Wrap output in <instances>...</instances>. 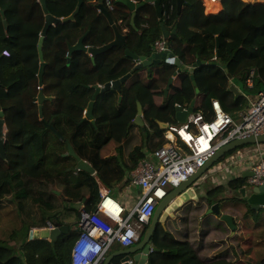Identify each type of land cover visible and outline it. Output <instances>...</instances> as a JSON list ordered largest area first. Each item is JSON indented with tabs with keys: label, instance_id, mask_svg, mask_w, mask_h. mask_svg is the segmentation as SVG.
I'll return each instance as SVG.
<instances>
[{
	"label": "trees",
	"instance_id": "obj_1",
	"mask_svg": "<svg viewBox=\"0 0 264 264\" xmlns=\"http://www.w3.org/2000/svg\"><path fill=\"white\" fill-rule=\"evenodd\" d=\"M136 1L144 6L137 10L133 24L132 12L114 1L112 16L126 36V43L99 54L95 63L83 50L68 57L70 46L81 37L88 47H101L115 39V31L98 11L96 1L84 0L74 20L50 27L43 45L47 64L42 89L47 100L41 119L36 102L41 90L38 43L45 12L39 0H0V102L6 109L7 123V158H0V264H71L77 230L50 240L30 239L31 229L47 227L48 222L70 227L78 223L81 211L66 208L64 202L84 201V209L94 211L100 199L98 180L109 189L117 188L142 159L169 143L167 130L159 122L180 126L177 105L188 108L195 100L194 113H201L210 122L215 117L214 100L236 117L238 111L249 106L247 94L255 96L264 90V4L222 0V10L208 14L201 0H186L190 5L177 14L175 0H166L160 19L154 5ZM78 2L47 0V5L52 15L63 18L75 11ZM171 7L177 15L173 25L179 27L168 41L171 51L184 65L176 77V86L165 94L170 78L178 70L174 61L155 64L151 72L147 68L139 69L122 84L120 92L111 89L97 96L93 109L95 124L85 119L95 86L119 79L134 68V60L125 55L126 49L140 56L152 54L155 42L162 36L160 23L164 21L170 30L167 14ZM198 61L201 64L194 68ZM116 63L118 66L114 67ZM252 70L255 74L250 86L247 79ZM231 81L241 85L246 95L236 94ZM159 97L165 100L158 102ZM138 101L143 106L145 129L134 122ZM48 125L54 126L64 140ZM48 133L53 136L51 141ZM69 144L92 164L95 174L74 171L77 160L68 153ZM125 144L130 145L127 152ZM247 146L250 145L227 155ZM125 153L129 160L126 166L123 165ZM53 156L57 157L56 161L51 159ZM244 185V180L230 182L234 190ZM223 188L210 190L204 197L206 203L199 200L184 211L195 220L191 227L201 224L196 218L207 226L211 222V227L227 225L220 215L215 214L218 219L214 220L207 214L214 197ZM242 224L236 223L234 236H230V229L224 238L214 236V244L227 245L211 259L202 253L207 230L197 245L196 237L190 235V226L183 240L159 226L153 236L158 250L150 256L148 264H254L243 251L244 242L239 238L243 231H249L251 226L255 228V223ZM259 234L264 239V231ZM236 241L238 244H234ZM239 246L243 253L241 259L237 255V261L234 256ZM258 264H264L261 250Z\"/></svg>",
	"mask_w": 264,
	"mask_h": 264
},
{
	"label": "built area",
	"instance_id": "obj_2",
	"mask_svg": "<svg viewBox=\"0 0 264 264\" xmlns=\"http://www.w3.org/2000/svg\"><path fill=\"white\" fill-rule=\"evenodd\" d=\"M114 1L104 0V4L109 10H114ZM201 2L206 10L209 7L207 3L218 4L222 0ZM256 3L264 4V0H256ZM154 49L159 53L170 52L168 39H158ZM4 54L9 55V52L4 51ZM177 58L174 55L169 61ZM213 59H217V55ZM254 74L252 70L247 79L249 84L253 83ZM213 109L215 117L210 122L198 112L190 114L180 126L170 125L166 133L169 143L139 162L131 180L141 187L142 195L132 207L122 204L112 195L111 189L99 183L97 208L94 211H87L84 207L80 209L81 216L76 227L78 235L70 253L71 264H105L108 252L115 243L124 248L137 244L151 223L157 205L171 190L203 167L223 145L235 139L264 134V90L255 96L247 109L238 111L236 117L224 110L218 100L213 101ZM196 116L200 117L201 123ZM191 125H195L197 130L191 131ZM182 130L187 131L194 141L184 137ZM206 133L207 137H204ZM178 138L187 144L188 150L178 144ZM252 171L250 184L264 185V158L254 165ZM55 226L48 222L47 228ZM37 229L41 228L31 229V238Z\"/></svg>",
	"mask_w": 264,
	"mask_h": 264
},
{
	"label": "water",
	"instance_id": "obj_3",
	"mask_svg": "<svg viewBox=\"0 0 264 264\" xmlns=\"http://www.w3.org/2000/svg\"><path fill=\"white\" fill-rule=\"evenodd\" d=\"M43 10L45 12V25L38 43V50L40 54V68H39V85L40 88H42L44 81V72L46 67V62L44 59V51H43V45L44 41L47 35L48 30L53 25H59L64 22L72 21L75 19L76 15L80 11V7L83 5V0H79L78 6L75 9V11L63 18L56 17L52 15L49 12L47 0H39ZM116 3L119 5H122L123 7H126L130 12H132V23L134 22L137 10L144 6V4L138 3L136 0H115ZM166 0H144L145 3H151L154 5L157 15L160 19L163 18L164 15V4ZM170 1V0H169ZM176 8H177V14H181L183 11V8L185 6L190 5L189 2L186 0H175ZM97 9L101 14H103L106 19L108 20L109 24L113 27L115 31V39L105 44L101 47H88L84 44L83 39L84 37H81L78 42L70 46L69 48V59L71 58V55L77 51V50H83L85 52H89L92 57V61L95 62L96 56L109 50L110 48L114 46H124L126 43V36L119 30L118 25L115 23L114 18L112 16V12L106 7L104 4V0H101L99 4H97ZM4 25L7 28V21L4 20ZM162 35L165 38H169L171 32L166 28L164 21L160 23ZM179 25L176 24V26L173 29V33H177ZM220 50H219V40H218V51L217 55L220 56ZM125 55L128 58L133 59L136 63L134 68L131 72L127 73L126 75L120 77L119 79L112 80L110 82H107L105 85H96L95 86V93L93 95V100L89 103L88 108L85 111V119H90L95 124L93 109L94 104L97 96L101 92H106L111 89H116L119 92L121 91L122 84L128 81L133 73L139 69L147 68L149 72L152 70L153 65H159L163 62L169 61V58H173L174 54L172 52H155L154 46H153V52L150 56H140L136 53L131 52L129 49L125 50ZM177 66L178 70L176 73L170 78L169 83L165 89V94L167 95L169 93V89L174 83L175 77L184 69L183 63L179 59H175L174 61ZM201 64L200 61H198L196 64H194V68L199 66ZM192 78H195L194 75H192ZM232 89L238 94V91L232 87ZM197 93H199V90L197 89ZM47 100V97L44 94V91L41 89L38 97L36 99L37 103L39 104V112H40V118H43V104ZM121 100V98H120ZM196 101H192L190 106L188 108H185L182 105H177V119L179 123H185L188 120V117L190 114L194 113ZM5 107L1 105L0 102V158L6 159L7 158V151H6V117H5ZM135 124L142 126L143 129H145V121L143 119V106L141 102H137V117L134 120ZM161 128L163 130H168L170 124L165 122H159ZM49 128L53 130L55 135L61 140H64V137L60 134L58 130L54 128L52 125H48ZM248 144H264V134L258 135V136H249L246 138L241 139H235L225 145H223L214 155L209 159V161L201 167L198 171H196L190 178L183 181L180 185H178L176 188L171 190L166 197H164L159 204L156 207V210L154 212V215L152 217L151 223L146 228L145 233L142 236V239L137 244L124 248L121 250H118L116 252L110 253L105 261V264H148V261L150 259V256L158 250V248L154 245L153 236L158 229L159 226H166V223L170 219H176L178 218L187 208L192 206L195 202H198L200 198L197 195L196 189L192 186L194 183L198 181L217 161L222 159L226 154L229 152L237 149L238 147L248 145ZM68 153L73 155L75 159L77 160V166L74 168L75 171L79 170H85L88 171L91 174L95 173V169L91 166V164L83 159L78 153H76L75 149L71 144L68 145ZM253 175V171L252 174ZM251 194H249L246 197V202L248 203L249 207L252 210H256L260 207L264 208V185L260 186H253L251 188ZM242 192L245 193L244 196H246V188H242ZM260 203H262V206H260ZM64 205L66 208H74L77 210H80L83 205L84 201L82 202H64ZM220 215L221 219L227 223L229 228L232 230L231 235H235L237 230V225L235 223V218L231 214L228 213H222L220 204L218 202L214 203L210 209H208L207 214H213ZM71 232L70 226L62 223H56L55 228L48 229V228H42L37 229V231L34 233L33 238H47L50 240L57 239L58 237L64 235H67ZM32 238V239H33Z\"/></svg>",
	"mask_w": 264,
	"mask_h": 264
},
{
	"label": "crops",
	"instance_id": "obj_4",
	"mask_svg": "<svg viewBox=\"0 0 264 264\" xmlns=\"http://www.w3.org/2000/svg\"><path fill=\"white\" fill-rule=\"evenodd\" d=\"M92 1L93 2L96 1V7H97V4H99L101 2V0H92ZM242 1L251 3L253 5L257 4L256 0H242ZM171 2H174V0H172ZM83 3H84V0H83ZM208 6L209 7H207L206 9L207 10L209 9V11H211V13L215 12V11L217 13V12L221 11L223 8L222 2H220L218 4H216V3L211 4ZM124 8L125 7H123V9ZM207 10H206V12H207ZM176 20H177V15L175 13V9L171 7L169 9L168 14H167V26L169 27V29H170L169 31L171 32V34L173 33V31H172L174 29L173 24L176 22ZM160 33H162V30ZM171 34H170V37H171ZM162 37H164V36L162 35L161 38ZM169 38H167V39H169ZM170 52H172L171 48H170ZM136 63L137 62L134 61V65H136ZM117 66H118V63L114 64V67H117ZM176 77H175L174 83L171 86V88L169 89V91H171L176 86V84H175ZM231 84H232V87H234L238 91V95L239 94L246 95V93L242 89L243 87L241 85L235 83L234 81H231ZM247 84L250 86L253 85V83L249 84L248 81H247ZM255 96H251L248 94L246 95V97L248 98V101H249V106L254 101ZM163 99L165 100V97H159L157 101L160 102ZM247 108H245V109H247ZM190 130L194 132L197 130V127L195 125H191ZM178 144L181 145L182 147H184L186 150H188L187 144L183 140H181L180 138H178ZM248 145H250V146H247L243 149H240L233 154H230V155L226 154L225 157H223L222 159L217 161L192 186L196 189L197 195L200 198V200H202L205 203H206V201L204 200L205 199L204 197L207 195V193L210 190H212L218 186H223L224 187L223 192L218 194L216 197H214V199H213L214 203L218 202L220 204V208H221L222 213H228V214H231L232 216H234L237 224H240V223L245 224L246 222H248V223L254 222L255 228H253L251 226L249 233L251 235H253V237L256 238L257 242H260V247H263L264 242H262L261 236L259 237V235H260L259 233L264 231V208L260 207L256 210H252L249 207L248 203L246 202V197L249 194H251V192H252L251 188L254 186V185H251L249 182V178L252 174V169H253L254 165L258 161H260L261 158H264V144H248ZM124 150L126 152L128 150H130V145L125 144ZM126 155L127 154L125 153L123 156V158H124L123 165L124 166H126L127 163H129L128 157L126 158ZM91 166H92V164H91ZM75 172H77V171H75ZM131 175H132V172L128 173V175L125 177L124 181L119 183L117 188L111 189L112 195L127 207H132L133 205H135L136 202L139 200V198L142 195L141 187L132 182V180H131L132 176ZM234 179L244 180L245 185L242 186L241 188L236 189V190L231 189L230 182ZM98 182L102 183L99 180H98ZM242 188H246V196H244L245 193L242 192ZM195 203H197V202H195ZM260 206H262V203H260ZM211 215L213 216L214 220L218 219V217H216L215 213H213ZM170 220H172V219H170ZM170 220L167 221V224L169 223ZM210 224H211V222H209V226L206 227L207 233L203 237L202 253L211 259L216 255L218 250H220L221 248H223L224 246L227 245V243L224 245L223 242H219L218 245L214 244L213 242H214V240H216V239H214V236H216V237L220 236V237L224 238V234L230 228L226 224H222V223L218 224L216 227L215 226L211 227ZM76 227H77V222L72 227H70L71 231H72V229L77 230ZM244 228L246 229V225H244ZM189 231H190L191 237H193V238L195 237V234L199 233L198 228H194V227H191V230H189ZM230 231L232 232L231 229H230ZM247 231H243V233L240 234L239 239L241 241L245 240V236L248 234ZM230 236H234V235H231V233H230ZM30 239H32L31 236H30ZM234 244H238V242L236 241V242H234ZM117 245H119V244H117ZM240 248H242V247L239 246V248H238L239 251L237 249L238 252L234 256L235 260H237V255H238L239 259L242 258L241 256H242L243 252ZM248 248L244 249V247H243V251L246 253V255L248 257H250L252 252H248ZM121 249H124L121 245H119L118 247H116V245H114L113 250L110 252L113 253V252H116V251L121 250ZM110 252H108V255L110 254Z\"/></svg>",
	"mask_w": 264,
	"mask_h": 264
},
{
	"label": "rangeland",
	"instance_id": "obj_5",
	"mask_svg": "<svg viewBox=\"0 0 264 264\" xmlns=\"http://www.w3.org/2000/svg\"><path fill=\"white\" fill-rule=\"evenodd\" d=\"M206 13L210 14L211 11H209V9H208ZM212 13H216V11L215 12H212ZM237 120L240 121V119H237ZM6 131H7V128H6ZM48 136H49V138H48L49 141H51V139H53L52 138L53 136L50 133H48ZM51 159L54 160V161H56L57 160V157L53 156ZM60 161L61 160H58L57 162H60ZM52 166L53 165H50V168H52ZM187 214L183 212L179 216V218L170 220L168 224L166 223V226L164 227V229H167V230L171 231L173 233V235L176 238L180 239V240H183L184 238H187L186 233H188L187 230H189V226L191 227L192 224L193 225L195 224V220H193L192 216H190V215L186 216ZM188 217H189V219H187ZM196 221L198 223H201V224H198V226L196 227V228H198L199 233L198 234H195V237H196L195 243L197 245H200V243H201V236L203 234H205V232L207 230L206 229L207 223L206 222L199 221L198 218H196ZM72 231H74V229H72ZM247 233L248 234L245 236V240H243V242H244L243 243V247H244V249L250 247L249 249L251 250L252 253H251V256H250V259L249 260H251L254 264H258V262H259V251L261 250V251L264 252V245H263V247H260V242H257L256 241V238L253 237V235H251L249 233V231H247ZM21 236H23V235H21ZM262 242H264V239H262ZM117 244L118 243H115L114 245H116V247H118L120 244L119 245H117ZM114 245L109 250V252L113 250Z\"/></svg>",
	"mask_w": 264,
	"mask_h": 264
},
{
	"label": "bare ground",
	"instance_id": "obj_6",
	"mask_svg": "<svg viewBox=\"0 0 264 264\" xmlns=\"http://www.w3.org/2000/svg\"><path fill=\"white\" fill-rule=\"evenodd\" d=\"M208 5H211V3H207ZM214 4V3H213ZM213 9V8H212ZM200 123H201V120H200V117L199 116H196L195 117ZM182 134L184 135V137H186L190 142H193L194 139L192 136H189V134L187 133V131L185 130H182ZM204 137H207V133L205 134Z\"/></svg>",
	"mask_w": 264,
	"mask_h": 264
},
{
	"label": "clouds",
	"instance_id": "obj_7",
	"mask_svg": "<svg viewBox=\"0 0 264 264\" xmlns=\"http://www.w3.org/2000/svg\"><path fill=\"white\" fill-rule=\"evenodd\" d=\"M110 11H112V10H110ZM170 45V44H169ZM170 53V52H169ZM176 56V55H175ZM177 59H179V58H177ZM183 67H184V65H183ZM43 87V86H42ZM42 89V88H41ZM43 90V89H42ZM38 97V96H37ZM37 99V98H36ZM37 102V101H36ZM7 124V123H6ZM44 228H47V227H44ZM42 229V228H41ZM142 239V238H141ZM141 241V240H140ZM139 241V242H140ZM123 247V246H122ZM124 248V247H123ZM108 256V255H107Z\"/></svg>",
	"mask_w": 264,
	"mask_h": 264
}]
</instances>
